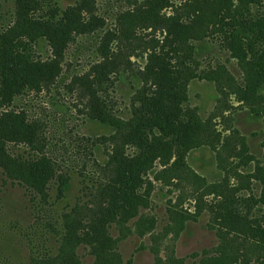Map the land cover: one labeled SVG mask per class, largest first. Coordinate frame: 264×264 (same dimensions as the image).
<instances>
[{"label": "rangeland", "instance_id": "obj_1", "mask_svg": "<svg viewBox=\"0 0 264 264\" xmlns=\"http://www.w3.org/2000/svg\"><path fill=\"white\" fill-rule=\"evenodd\" d=\"M77 1L58 0V5L65 9L76 4ZM88 1V7L83 10L84 21L97 23L95 16L104 23L99 25L101 28H98L97 32L81 34L77 36L76 41L68 43L61 77L63 81L60 79L58 86L52 87L51 90L46 88L41 91L28 90L16 96L9 107L0 105V111L7 108L25 109L31 118H41L46 128L39 141L40 145L44 146L49 155L59 159L66 168H76L71 171L69 189L65 192V197L60 200L57 199L58 181L56 180L51 184L52 189L48 199H42L38 195L33 199L30 195L32 191L23 185H13L0 174V264H29L34 251L35 254H41V257H48L47 253L57 254L60 245L58 240L62 236V231L53 235L54 230L50 225L57 224L61 228L63 213L68 212L76 204L92 207L89 205L94 200L90 196L91 187L88 189L86 187L88 183L91 186L93 180L100 179L104 182L113 177L114 164L109 165L107 161L115 149L119 154L125 151L124 153L132 158L133 153L141 152L136 145L132 146L133 143H128L129 141H126L121 133L115 136L114 141L102 142L97 139L115 134V129L86 116L84 98L79 90L81 88L78 82H72V78L74 75L89 72L92 65L96 64L99 56L97 47L101 43L98 35L101 33L102 36L110 30L112 34L107 40L110 44V53L114 54L118 50L121 52L119 58H115L116 65L108 69L112 85H109L106 95L109 96L115 112L123 119L129 118L132 105H140L138 99H134L138 89L143 86L149 87L148 85L153 82L148 84L140 77L139 71L149 64L147 59L149 50L145 48V43L133 37V33L147 37V34L153 33L156 29L148 28L150 26L148 22L141 24L149 19L140 16V19H126V25L130 30L129 36L120 31L118 14L129 9L134 10L145 0ZM184 1L173 0L161 10V14H172L174 8L184 4ZM54 2L38 0L41 7L37 9L38 5L31 3V9L34 8L35 15H43L56 7ZM262 3L250 6V11L252 9L254 15H264V2ZM15 6V0H0V28L16 21ZM238 8L243 9L240 5ZM207 14L206 21L213 16L210 12ZM62 17L63 15L57 16L52 22H60ZM75 26L67 28V38H70L68 40L76 36ZM205 26H207L206 39L192 43L198 44L201 49L197 52L198 56L194 55L188 63L193 65V61L199 60L200 68L203 70L211 67L218 70L219 65L223 66L222 79L219 83H215V81L195 78L189 83L188 101L183 103L182 108L193 112L202 121L186 152L187 143L181 147L173 146L170 151H157L154 153V161L151 163L147 161L145 167H142L140 171L142 181L139 185L141 187L138 188L139 191L144 192L149 204L148 206L147 203L141 204L136 216L127 223L129 227L134 228V231L137 228L142 230V236L135 233L124 238L118 226L110 227V234L117 239L114 251L122 256L120 264H168L167 256L174 254L185 261L184 264H245V261H254L263 254H260L256 244L262 245L258 237H252L249 229L242 225V222H237V225L229 228L220 221L217 203L223 199L219 194L230 198H249L250 195H259L261 184L248 177L249 172L255 169L254 161L250 163L249 159L261 154V144L264 141V117L251 113L249 105L241 99L238 87L244 83L245 76L241 63L231 56L230 50L212 30L214 22L207 21ZM143 27L146 28L142 29ZM160 30L161 28L157 27L156 36L163 39L162 34L165 35L166 32ZM21 34L25 40H28L26 33ZM182 48L189 53L188 47L182 46ZM28 52L34 55V59H47L54 56V47L47 36L40 37L30 44ZM182 60L173 59V62L176 64ZM257 97L263 99L261 96ZM257 97L253 102L259 101ZM236 130L239 134L233 144L239 151L236 149L231 152L229 150V153L225 151L228 154L220 157L219 152L224 149L222 139ZM244 136L247 138L250 152L244 153L240 150L244 147L240 138ZM44 138L47 144L43 142ZM20 148L26 147L21 144ZM179 152L182 165L171 166ZM168 166L170 167L167 173L161 174L163 168ZM188 169L194 171L199 178L189 179L190 174L186 172L189 171ZM78 170L86 171L85 176L81 177ZM109 190L97 197L96 212L79 211L72 226L73 234L70 235L68 247L70 252L72 248H77L76 252L82 264L94 263V257L89 253L88 247L96 242L97 234L90 225L92 226L94 222L101 224L100 219L104 213H107L109 200L116 196L111 188ZM50 202L55 204L51 205ZM169 209L177 213L171 220L168 216ZM199 212L198 220L189 221L186 229L177 237L178 226L183 219L181 215L186 213L198 215ZM140 213L150 215L141 227L137 226ZM253 213H259L258 206H254ZM152 215L158 219L156 225L151 223ZM167 224L170 225L165 230ZM220 230L225 232L223 236L228 242L224 243L220 240L217 234ZM157 232L162 234L157 235ZM80 235L81 237L77 238ZM151 237L155 239L151 240ZM154 250H157V253ZM66 252L67 260L51 262V259L47 258L42 264H76L70 252Z\"/></svg>", "mask_w": 264, "mask_h": 264}, {"label": "trees", "instance_id": "obj_2", "mask_svg": "<svg viewBox=\"0 0 264 264\" xmlns=\"http://www.w3.org/2000/svg\"><path fill=\"white\" fill-rule=\"evenodd\" d=\"M53 1L56 4L55 8L48 10L49 12L46 11L43 15H35L34 8L31 9V3L37 4L38 9L41 7L38 0H31V2L30 0H15L16 21L0 28V105L2 106H11L16 96L28 90L41 91L45 88L48 90L52 87L56 88L63 79H61L63 62L68 43L76 41L77 36L81 34L97 32V29L101 28L99 25L104 23L95 16L97 23L90 20L84 21L83 10L88 7V0H78L76 4L67 6L65 9L58 5V0ZM172 1L145 0L134 10L123 11L117 16L120 31L126 36L130 34L126 19H140V16H145L149 20L141 24L148 22L147 24L150 25L148 28L156 29L153 33L147 34V37L133 33V37L145 43V48L149 50L147 54L149 64L139 71L140 77L148 84L153 82L151 85L147 84L149 87L143 86L138 89L134 99H138L137 102H140V105H132L129 118L123 119L118 115L109 96L106 95L109 85H112L108 69L116 65L115 58H119V52H121L118 50L114 54L110 53V44L107 42L112 34L110 30L102 36L101 33L98 35L101 43L97 47L99 56L96 64L92 65L89 72L73 76L72 82H78L81 88L79 90L84 98L86 116L115 129V134L97 139L102 142L114 141L115 136L121 133L124 139L129 141L128 143H133L132 146L136 145L141 152L133 153L132 158L126 155L125 151L119 154L115 149L107 161L109 165L114 164L113 177L104 182L99 179L95 180V183L93 180L91 186L88 183L86 187V189L91 187L90 196L94 200L89 205L92 207L76 204L68 212L63 213L61 228L57 224L50 225L55 231H52L53 235L62 231V236L58 240L60 242L58 253L51 255L47 253L48 257H41V254H35L34 251L29 264H42L47 258L51 259V262L67 260L65 253L70 252L68 241L70 235L73 234L72 226L76 222V216L82 210H88V213L96 212L97 197L110 191V188L116 196L109 200L107 213H104L100 219L101 224L94 222L92 226L90 225L93 232L97 234V240L88 248L89 253L94 257L93 264L121 263V254L114 251L117 239L110 234V227L111 225L118 226L124 238L129 234H142V230L137 228L134 231V228L127 225L128 221L136 216L141 204L146 205L144 203H147V206L149 204L144 192L139 191L138 188L141 187L139 185L142 181L140 175L142 167H145L147 161L150 163L154 161V153L157 151H170L173 146L181 147L187 143L186 152L202 121L193 112L182 108L183 103L188 101L189 83L195 78L207 79L215 83H219L222 79L223 66L219 65L218 70L213 67L203 70L200 68L199 60L193 61V65L188 63L194 55L198 56L197 52L201 49L197 46L198 44L192 43H197L206 37L205 22H214L212 30L219 35L221 42L230 50L231 56L236 58L244 68V83L238 87L241 99L249 105L251 113L264 117V15H254L252 9L250 11V6L263 4L264 0H185L184 4L174 8L172 14H161V10ZM238 5L243 9L239 10ZM207 12L212 13L213 16L206 21ZM60 15H63L60 22H52ZM72 26H75L76 36L68 40L70 38H67V28ZM157 27L161 28L160 31L166 32L165 35L162 34L163 39L156 36ZM21 33H26L28 40H25ZM46 36L54 47V56L41 60L34 59V55L28 52L30 44ZM103 38H105L104 41ZM182 46L188 47L189 53L185 52ZM173 59L183 60L174 64ZM255 97L259 99L257 103L253 102ZM44 128H46L44 121L41 118H31L25 109L7 108L0 111V174L13 185H23L34 192L35 194L30 193L33 199H36V195L42 199H48L52 189L51 184L56 180L58 181L57 199L60 200L65 197V192L70 186L71 171L76 168H66L59 159L49 155L44 146L40 145L39 141L43 137ZM237 134H239L238 130L222 139L224 149L219 152L220 157L227 155L229 150L230 152L235 151L237 146L233 143ZM240 139L244 146L240 150L244 153L250 152L247 138L244 136ZM43 142L47 144L46 138ZM21 144L26 148L21 149ZM261 148L260 155H254L253 159H249L250 163L254 161L255 169L251 170L248 175L249 178L261 184L259 195H250L249 198H230L219 194L223 199L217 203V206L219 208L218 217L224 225L232 228L237 225V222H242V225L249 229L250 235L257 236L259 242L264 245V141H262ZM236 151L239 150L236 149ZM180 152L171 166L182 165L179 159ZM169 167L163 168L161 174H166ZM188 170L186 172L190 174L189 179L199 178L194 171ZM78 171L81 177L85 176L86 171ZM254 206L259 207L258 214L253 213ZM174 214H177L175 210L169 209L170 220ZM138 215L140 216L137 226L141 227L150 215L145 213ZM199 215L200 212L198 215L188 213L181 215L183 219L178 226L176 236H180L189 221H197ZM157 222V217L152 215L151 223L156 225ZM169 225H165L164 229L166 230ZM224 233L223 230L217 232L220 240L225 243L228 240L223 236ZM156 234L162 233L157 232ZM80 237L81 235L77 236V238ZM248 243L251 244L250 241ZM256 244L260 249V254H263L254 261H245V264L251 262L264 264V247ZM85 245L88 246L86 243ZM151 246L152 250L153 244ZM76 249L72 248L70 254L76 264H82ZM156 251L154 250L155 253ZM167 262L168 264L185 263L175 254L168 255Z\"/></svg>", "mask_w": 264, "mask_h": 264}]
</instances>
